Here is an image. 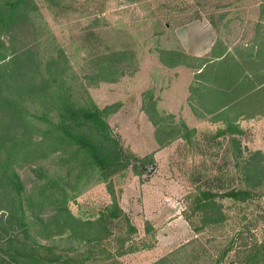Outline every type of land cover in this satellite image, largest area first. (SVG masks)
<instances>
[{
	"label": "trees",
	"instance_id": "1",
	"mask_svg": "<svg viewBox=\"0 0 264 264\" xmlns=\"http://www.w3.org/2000/svg\"><path fill=\"white\" fill-rule=\"evenodd\" d=\"M45 2L56 16L70 6L69 0ZM95 28L89 34L97 36L102 31ZM88 42L83 48L89 52L95 48V52L88 56L90 71L80 76L36 0H0V264H93L140 249L134 243L126 245L137 227L119 203L113 178L125 172L133 158L138 167L145 161L126 153L108 121L122 102L100 107L83 82L116 81L128 72L121 63L135 60V55L117 46L99 47ZM261 42L253 45L255 53L248 57L227 55L225 51H217L214 58L183 50L162 51L172 56L171 67L183 63L196 70L197 87H191L190 99L201 102L197 115L236 114L234 119L226 118L225 127L216 135H228L237 149L239 184L199 190L191 212L192 216L199 213V224L187 215L199 233L225 230L229 218L225 200L262 202L260 217L264 220V152L255 149L245 155L236 137L243 133L236 123L238 116L264 115L263 38ZM212 50H217L216 46ZM176 54L183 59L175 62ZM156 99L149 94L142 108L160 144L167 145L179 137L189 139L195 129L185 121L181 125L169 121ZM26 162L34 164L37 175L31 189L26 188L17 168ZM91 182L106 183L112 201L95 219H82L67 203L81 192V186ZM46 207L53 213L44 216ZM148 220L147 233L151 230ZM54 224L55 234L70 228V237L81 245L42 243L40 236L49 238ZM117 225L124 227L118 228L119 233ZM255 227L247 223L228 240L215 235L193 238L151 264H264V228L259 237L253 232ZM111 239L119 244L116 253L104 243ZM146 247L150 246L142 248Z\"/></svg>",
	"mask_w": 264,
	"mask_h": 264
},
{
	"label": "rangeland",
	"instance_id": "2",
	"mask_svg": "<svg viewBox=\"0 0 264 264\" xmlns=\"http://www.w3.org/2000/svg\"><path fill=\"white\" fill-rule=\"evenodd\" d=\"M36 1L78 75L84 76L91 66L88 56L95 52V48L92 52L83 48L87 40L92 45L117 46L135 55V60L121 63L128 72L116 81L102 80L89 85L83 80L100 107L122 102L108 121L126 153L145 161L138 167L133 158L127 170L113 178L119 203L137 227L126 245L134 243L140 249L93 264H151L193 238L215 235L228 240L247 223L256 225L253 232L261 237L264 228L261 201L262 204L225 200L229 218L222 231L199 233L187 220L190 215L199 224V213L192 216L191 212L200 189L216 190L239 184L235 166L237 149L228 135H216L220 127H225L226 118L234 119L236 114L197 115L202 110L201 102L190 99L191 87H197L196 70L183 63L171 67L172 56L162 51L183 50L206 58L225 51L236 57H248L249 53H255L253 45L264 40V0H69V10L60 16L49 9L45 0ZM94 26L97 31L102 30L97 36L89 34ZM215 46L217 50H212ZM179 59L183 58L176 54L175 62ZM149 94L157 98V106L169 121L177 125L185 121L195 129L189 133V139L179 137L167 145L160 144L156 129L142 108V101ZM236 123L243 129L236 137L244 154L255 149L264 152V115L238 116ZM153 163L156 169L148 174V166ZM33 167L30 162L17 166L27 189L37 181ZM81 187V192L67 206L77 217L95 219L111 203L112 196L106 183L91 182ZM50 213L52 208L46 207L44 216ZM258 215L260 218L255 220ZM147 219L151 225L148 233ZM119 227L124 228L117 225V232ZM52 228L49 238L40 236L42 243L54 242L59 247L81 245L70 237V228L59 234L53 232L57 229L55 224ZM104 243H108L111 253H116L119 244L115 239ZM143 245L150 247L142 248Z\"/></svg>",
	"mask_w": 264,
	"mask_h": 264
},
{
	"label": "water",
	"instance_id": "3",
	"mask_svg": "<svg viewBox=\"0 0 264 264\" xmlns=\"http://www.w3.org/2000/svg\"><path fill=\"white\" fill-rule=\"evenodd\" d=\"M155 169H156V164L155 163H153L152 165L148 166V171H147L148 174L153 173L155 171Z\"/></svg>",
	"mask_w": 264,
	"mask_h": 264
},
{
	"label": "crops",
	"instance_id": "4",
	"mask_svg": "<svg viewBox=\"0 0 264 264\" xmlns=\"http://www.w3.org/2000/svg\"><path fill=\"white\" fill-rule=\"evenodd\" d=\"M134 214H135V212H134Z\"/></svg>",
	"mask_w": 264,
	"mask_h": 264
}]
</instances>
